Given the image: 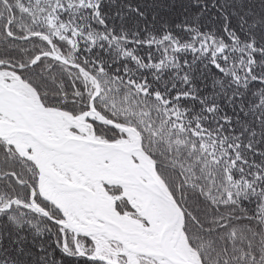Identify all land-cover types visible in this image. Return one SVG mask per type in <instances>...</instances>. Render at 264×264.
Returning <instances> with one entry per match:
<instances>
[{
	"label": "snow or ice",
	"instance_id": "obj_1",
	"mask_svg": "<svg viewBox=\"0 0 264 264\" xmlns=\"http://www.w3.org/2000/svg\"><path fill=\"white\" fill-rule=\"evenodd\" d=\"M0 264H264V0H0Z\"/></svg>",
	"mask_w": 264,
	"mask_h": 264
}]
</instances>
